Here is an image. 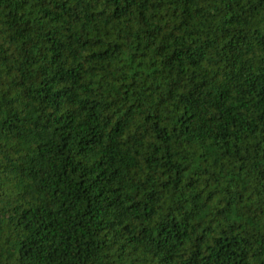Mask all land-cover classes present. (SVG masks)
Listing matches in <instances>:
<instances>
[{"label":"trees","instance_id":"1","mask_svg":"<svg viewBox=\"0 0 264 264\" xmlns=\"http://www.w3.org/2000/svg\"><path fill=\"white\" fill-rule=\"evenodd\" d=\"M0 264H264V0H0Z\"/></svg>","mask_w":264,"mask_h":264}]
</instances>
